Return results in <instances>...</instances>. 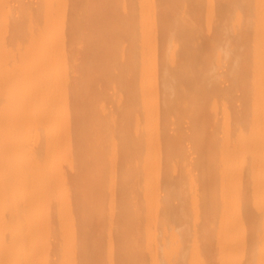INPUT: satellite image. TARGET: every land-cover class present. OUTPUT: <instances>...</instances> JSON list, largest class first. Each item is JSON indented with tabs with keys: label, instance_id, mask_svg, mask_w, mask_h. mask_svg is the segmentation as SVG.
I'll use <instances>...</instances> for the list:
<instances>
[{
	"label": "bare ground",
	"instance_id": "1",
	"mask_svg": "<svg viewBox=\"0 0 264 264\" xmlns=\"http://www.w3.org/2000/svg\"><path fill=\"white\" fill-rule=\"evenodd\" d=\"M0 264H264V0H0Z\"/></svg>",
	"mask_w": 264,
	"mask_h": 264
}]
</instances>
